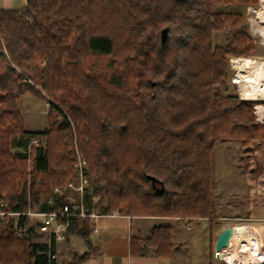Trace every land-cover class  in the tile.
Instances as JSON below:
<instances>
[{
    "label": "trees",
    "instance_id": "1",
    "mask_svg": "<svg viewBox=\"0 0 264 264\" xmlns=\"http://www.w3.org/2000/svg\"><path fill=\"white\" fill-rule=\"evenodd\" d=\"M258 2L28 0L22 10H0V204L8 199L11 208L23 209L30 191L49 209L54 187L72 175L76 142L90 174L104 183L101 212L214 218L215 144L240 141L248 155L252 140L264 139L253 103L229 83V57H249L256 45L245 28L215 45V31L245 18L214 8ZM29 91L51 97L50 107L63 116L43 132L33 172L25 157L11 153L18 136L38 135L24 128L18 107ZM72 227L90 243L89 219ZM172 239V227L158 224L143 242L156 256L170 257ZM43 250L0 216V264H48Z\"/></svg>",
    "mask_w": 264,
    "mask_h": 264
},
{
    "label": "rangeland",
    "instance_id": "2",
    "mask_svg": "<svg viewBox=\"0 0 264 264\" xmlns=\"http://www.w3.org/2000/svg\"><path fill=\"white\" fill-rule=\"evenodd\" d=\"M214 11L219 12V13H238L244 16L245 18L240 26L235 27L232 25H227L225 29L221 31H215L213 35V40H214L215 45L225 46L228 42L231 41L234 32L238 31L241 28H245L247 30L248 35L252 38L253 42L255 43L256 46L251 51V54L249 55V57L244 56V55L229 57V71H230L229 83L231 85V91L238 92L239 97L241 99L245 101H250L253 103L254 115L256 119L262 123L264 122V98L251 99V98H245L241 96L242 91L240 89L239 83L236 81H233L232 78L237 73L239 69V65H242L243 62H240L241 64L239 63L238 65L237 64L232 65L231 58H240V57L248 58L250 61H248L247 63L250 64L249 66L250 69L254 68L253 63L251 61H257V60L264 61V4L261 2V0H259L257 4H246V3L218 4L215 6ZM2 42L4 46L3 51L6 53L7 57L9 58L8 52L5 48V39L2 38ZM20 74L24 81H27L33 84L34 86H36L38 90L42 91L40 85L36 84L27 74L23 73L22 71H20ZM243 74L246 75L248 74V72L245 71L243 72ZM248 75H246L245 77L243 76L244 79L242 78V81L246 80ZM259 92L262 95H264V85H262L259 88ZM52 100L53 99L47 95L44 99V98L37 96L34 92L29 91V92H26L21 97L18 103V107H19L20 113L24 121L23 122L24 128L28 131L38 132V135H32L31 137L26 138V139H23L22 137L18 136L16 139V142L11 146V153L13 155L26 158L27 164H28V172H33L34 170L35 153H36L37 148L40 146L45 147V136L43 132L49 128L50 121L55 120V121L61 122L63 120V116H61L58 111L50 107V102ZM256 106L257 108L260 109L259 113L257 111ZM68 119L70 118L68 117ZM34 137L40 139L41 144L37 145L36 143H33L32 146H29V143H28V146H25V143L28 140L31 141ZM258 140L263 141L264 139H253L252 140L253 149L255 148L257 144L262 143V141L257 143ZM21 143H24V145H20ZM223 145H225V147L227 148L226 152H224V150L221 147ZM261 148L262 147L257 146L256 151L251 152L253 151V149H251L247 155L244 153L242 143L240 141L220 140L215 144L213 152H212V177L217 187L215 188L216 198L214 195L216 209H217V205L225 204L228 201L231 204H235V202H240V203H243L242 207L246 206V197H245L244 191L240 187V182H243L241 178L244 176L245 172H248V170L252 171L255 168V166L257 165L255 162H258L262 165L264 164V162H260V158L264 159V153L262 154V156L259 153ZM243 171L245 172L243 173ZM259 175L261 178L263 173L260 174L259 172ZM262 180L264 182V179ZM232 182H234L236 187H233ZM262 184L264 185V183ZM88 190L91 194L90 196L93 202L96 203L99 210L101 209L102 206L106 205L107 201H106L105 186L102 180L91 175V181H90V186ZM3 202H6L9 205L8 208H11L10 202L8 201V199L3 200ZM35 207L36 206H34V209ZM26 208L28 209L29 205L28 206L26 205V207L23 209H26ZM223 211H224L223 209L221 210L217 209V213L215 217L212 219H209L206 217H203L205 219H201V218L190 219L189 217H178V218H180L181 220H192L193 221V225L195 227H193V229L190 230V232H193L195 228L197 229L196 223H195L197 220L203 223L206 222L205 223L206 227L208 226V223L212 224L211 226H214L217 224L218 221L220 222L217 225L222 228L228 227V226L240 225V224L251 225L250 229H252V231H256V233L255 232H254L255 234L246 233L243 237H241L235 243L237 246L232 247V250L233 251L237 250V253L235 255H237V259L242 260L244 264H259V263H255L256 258H257L256 250L251 251V249L253 247L254 239L258 238L260 241L259 243H260L261 252L264 254V234L263 235L261 234L262 232H264V219H261V218L220 219L218 212H220V215H221V214H224ZM123 213H126V212L123 211ZM196 231L197 230H194L195 233ZM188 232L189 230H186L185 238ZM194 232H193V235H194ZM18 237L28 238L30 242H32V244H39L38 242H41L44 239L42 235L38 234L34 230L30 231L25 236H22V237L18 236ZM185 238H182V239H185ZM194 239L195 240L193 244L191 245L194 246V249H197L198 255L196 256V261L195 260L193 261L198 262V264H205L204 263L205 259L203 256H204V252L205 254H207L206 248H207L208 243H207L206 236L204 235V232L202 231V229L196 233V235L194 236ZM172 240H173V244L175 248V245L178 241L174 239ZM211 243H213L212 236H211ZM191 249H193L192 246H191ZM215 252L216 250L211 249V262H212L211 264H232L218 257L215 254ZM57 258H58L57 262H59L60 264L62 263L65 264L62 261V259H60L58 256ZM174 264H177V262L175 261Z\"/></svg>",
    "mask_w": 264,
    "mask_h": 264
},
{
    "label": "crops",
    "instance_id": "3",
    "mask_svg": "<svg viewBox=\"0 0 264 264\" xmlns=\"http://www.w3.org/2000/svg\"><path fill=\"white\" fill-rule=\"evenodd\" d=\"M27 6L28 0H0V10H22ZM260 141L262 140H258L257 143H259ZM257 146L262 147L259 151L260 155L262 156V154L264 153V140L261 144H257L251 152L256 151ZM221 147L224 152L227 151L225 145ZM260 162H264V159L260 158ZM255 163L257 165L252 171H243V173L245 172L244 176L241 178L243 182H240V187L244 191L246 197V206H244L245 208L242 207L243 203L240 202H235V204H231L228 201L225 204H219L217 205V209L224 210V214L220 215V212H218L220 219H264V185L262 184L264 183L262 180L264 179V164L262 165L258 162ZM259 172L260 174L263 173L261 178ZM232 183L233 187H236L234 182ZM214 195L216 198V189ZM219 222L220 221H218L217 224H219ZM195 223L197 229L195 228L194 230H197V233L199 230L202 229L208 243L206 248L207 254H205L204 252L203 256L205 259L204 263L211 264V249L216 250L215 241L217 239L218 234L225 227H219L217 224L211 226L212 224L210 223H208V226L206 227V222L203 223L198 220ZM158 224H169L173 229V239L178 241L175 245L174 253L170 257L156 256L154 253V247L146 245L143 242L144 239L148 238L151 235L154 226ZM97 226V232L94 231L92 228L90 229V243L85 241L83 236L77 231L76 227H72L69 230L66 239L58 241L56 243L55 247L57 256L62 259L65 264H69L71 261L77 260L74 258L81 257L85 253H89V256L83 258L82 260H77L74 263L174 264V262L176 261L177 264H198V262L193 261H196L198 251L197 249H194L193 245H191L193 244L195 240L194 236L196 235L194 230V235L193 232H190V230L195 227L193 225L192 220H181L180 218L164 216L131 215L123 212H118L116 215H104L99 217L97 220ZM186 230H189V232L185 238ZM254 232L256 233V231H252V229H249V231H247L248 234H253ZM211 236L213 237V243H211ZM133 238H136V240H134V243ZM259 242V239H257L256 244L254 246V250H256L257 253H262ZM191 246L194 250L191 249ZM141 249L144 250V254L138 253V251H140ZM215 254L225 260L224 257L220 256L219 252H215ZM255 263L262 264V262L259 261L258 258H256ZM241 264L244 263L242 262Z\"/></svg>",
    "mask_w": 264,
    "mask_h": 264
},
{
    "label": "built area",
    "instance_id": "4",
    "mask_svg": "<svg viewBox=\"0 0 264 264\" xmlns=\"http://www.w3.org/2000/svg\"><path fill=\"white\" fill-rule=\"evenodd\" d=\"M238 58H231L233 60ZM237 73L233 76L235 80ZM245 77V76H244ZM33 143L41 144V140L34 137L27 141L25 146ZM24 145V143L20 144ZM74 157L73 172L68 181L55 186L48 201L49 209L40 208V204L27 192L26 202L29 208H8L6 202L0 204V216L8 221L17 236H25L30 231H36L44 237L38 242L43 247L48 264H60L56 253V243L65 240L76 219H89L91 228L98 231L97 220L104 215H116L118 212L103 213L93 202L89 192L91 174L88 159L75 142L71 150ZM33 206V208H32ZM34 206L35 209H34Z\"/></svg>",
    "mask_w": 264,
    "mask_h": 264
},
{
    "label": "bare ground",
    "instance_id": "5",
    "mask_svg": "<svg viewBox=\"0 0 264 264\" xmlns=\"http://www.w3.org/2000/svg\"><path fill=\"white\" fill-rule=\"evenodd\" d=\"M261 2L264 4V0H261ZM248 61H250L248 58H241V57L238 59H234L232 61L233 64H237V65L240 62H243L242 65H239V69H238L237 75L235 77V80H236V82L239 83L240 89L242 91L241 96L245 97V98H251V99L264 98V95H262L259 92V88L262 85H264V61L263 60L251 61L253 63V67H254V68L251 67L252 69L249 68L250 64L247 63ZM245 71L248 72L249 75L246 74V75H248L247 79L242 81L243 76H246L245 74H243V72H245ZM256 108H257V106H256ZM259 110L260 109L257 108L258 113H259ZM250 228H251V226H249V225H242V224L234 225L233 226V235H232V239L230 241V244L228 246L223 247V249L220 251L216 250V252H219L220 256L224 257L225 260H227L229 263L241 264L242 263L241 260L237 259V255H235L237 253V251L236 250L233 251L232 247L237 246L235 243L241 237H243L244 234L247 233V231H249ZM262 234H264V232H262ZM257 239L258 238H255L251 251L254 250V246L256 244ZM256 257L258 258L259 261L262 262V264H264V254L263 253H257L256 252Z\"/></svg>",
    "mask_w": 264,
    "mask_h": 264
},
{
    "label": "water",
    "instance_id": "6",
    "mask_svg": "<svg viewBox=\"0 0 264 264\" xmlns=\"http://www.w3.org/2000/svg\"><path fill=\"white\" fill-rule=\"evenodd\" d=\"M169 36V28L165 27L161 31V38L162 42H166ZM153 181H155V178L152 176H149ZM233 235V226L225 227L217 236V239L215 241V249L217 251H220L223 249V247L228 246L230 244V241L232 239Z\"/></svg>",
    "mask_w": 264,
    "mask_h": 264
}]
</instances>
